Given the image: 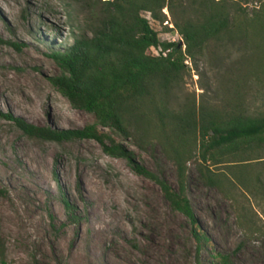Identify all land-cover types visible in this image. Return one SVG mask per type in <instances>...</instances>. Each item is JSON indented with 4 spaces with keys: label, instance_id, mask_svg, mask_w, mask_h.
<instances>
[{
    "label": "rangeland",
    "instance_id": "rangeland-1",
    "mask_svg": "<svg viewBox=\"0 0 264 264\" xmlns=\"http://www.w3.org/2000/svg\"><path fill=\"white\" fill-rule=\"evenodd\" d=\"M262 1L242 4L249 19L264 21ZM161 11L159 20L143 14L160 39L184 49L167 7ZM89 17L73 0H0V264H149L150 238L162 234L175 245L162 250L181 264H217L221 253L232 264H264V161L252 170L261 180L258 192L238 188L225 194L200 172L209 165L217 177L222 166L201 162L198 146L191 144L183 178L191 220L157 182L134 172L127 158L106 154L96 140L29 136L5 116L53 129L94 122L93 113L73 107L50 80L61 71L51 52L69 46ZM254 29L247 27L248 37L257 40ZM256 42L260 49L244 38L226 45L210 41L201 53L185 56L187 68L171 89L169 106L194 100L197 107L217 108L238 100L248 114L264 113V37ZM22 106H37L42 120ZM97 127L106 141L112 138L135 162L179 189L175 160L156 131L130 129L123 135ZM258 152L264 159V147ZM241 207L262 225L260 231H243L237 221Z\"/></svg>",
    "mask_w": 264,
    "mask_h": 264
},
{
    "label": "trees",
    "instance_id": "trees-1",
    "mask_svg": "<svg viewBox=\"0 0 264 264\" xmlns=\"http://www.w3.org/2000/svg\"><path fill=\"white\" fill-rule=\"evenodd\" d=\"M73 1L85 7L90 17L86 28L75 35L69 46L51 52L61 71L50 80L73 107L93 113L94 122L83 127L53 129L12 114L5 116L29 136L57 141L74 137L96 140L106 154L127 158L134 172L157 182L169 203L191 220L194 216L184 193L183 179L191 144L198 146L201 162L222 166L217 168V177L209 165L204 170L200 168L207 183L217 185L225 194L238 188L258 192L261 180L252 170L264 161L258 152L264 147V113L252 116L238 100L225 101L217 108L197 107L192 100L172 109L168 97L187 68L185 56L201 53L208 42L226 45L244 38L260 49L256 41L264 37V21L249 19L242 4L263 1ZM163 7L173 17L184 49L174 40L160 39L143 14L159 20ZM252 25V35L257 40L248 37L247 27ZM151 48L157 49V53H151ZM98 125L112 127L123 135H128L130 129L144 135L156 131L163 149L175 160L179 189H172L154 172L135 162L112 138L106 141L108 136L98 130ZM65 205L68 206L67 201ZM241 209L237 221L243 231H260L262 225L249 219L245 208ZM217 264L232 263L221 253L217 255Z\"/></svg>",
    "mask_w": 264,
    "mask_h": 264
},
{
    "label": "bare ground",
    "instance_id": "bare-ground-1",
    "mask_svg": "<svg viewBox=\"0 0 264 264\" xmlns=\"http://www.w3.org/2000/svg\"><path fill=\"white\" fill-rule=\"evenodd\" d=\"M17 103H20V102L17 100ZM22 109H29L30 117L32 119H34V120H40L41 119L40 110L38 109L37 106H35L33 108H26L25 106H22ZM51 112L56 113V110L53 109ZM63 115L64 116L62 118V122H65V121H67L68 117L65 114H63ZM165 238H166L165 234H162L161 236L160 235L159 236L158 235L152 236L150 238L149 252L147 254L149 264H181V262L176 257H174L171 254L169 255V253L167 254V253H165V251L162 250V246L171 249V247L174 245V243L171 239L167 240Z\"/></svg>",
    "mask_w": 264,
    "mask_h": 264
}]
</instances>
